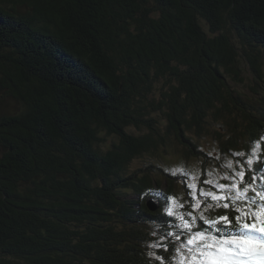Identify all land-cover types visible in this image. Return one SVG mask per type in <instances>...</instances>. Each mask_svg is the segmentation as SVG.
Masks as SVG:
<instances>
[{
  "label": "trees",
  "instance_id": "trees-1",
  "mask_svg": "<svg viewBox=\"0 0 264 264\" xmlns=\"http://www.w3.org/2000/svg\"><path fill=\"white\" fill-rule=\"evenodd\" d=\"M261 137L264 0H0V264H158L192 210L164 159Z\"/></svg>",
  "mask_w": 264,
  "mask_h": 264
},
{
  "label": "snow or ice",
  "instance_id": "snow-or-ice-1",
  "mask_svg": "<svg viewBox=\"0 0 264 264\" xmlns=\"http://www.w3.org/2000/svg\"><path fill=\"white\" fill-rule=\"evenodd\" d=\"M264 137L257 140L249 151L232 152L236 159L227 160L221 167L228 169L220 179L228 183H214L203 179L196 186L195 175L185 177L190 183L191 209L174 212L165 205L167 217H174L170 225L175 231H165L159 241L153 242L148 256L158 264H264ZM215 190H212V189ZM149 196H161L149 192ZM166 200H175L166 197ZM204 208H223L224 213L214 217L205 215ZM200 209L199 216L194 211ZM206 226V227H205ZM175 241V243H174ZM166 253V255H165Z\"/></svg>",
  "mask_w": 264,
  "mask_h": 264
},
{
  "label": "rangeland",
  "instance_id": "rangeland-1",
  "mask_svg": "<svg viewBox=\"0 0 264 264\" xmlns=\"http://www.w3.org/2000/svg\"><path fill=\"white\" fill-rule=\"evenodd\" d=\"M237 88L241 91L247 92L248 89L244 85H239ZM199 144L201 148L208 153L209 155L219 158V146L218 143H216L212 138L207 137L205 139L199 140ZM231 160V159H230ZM144 160H137L135 161L133 168H138L143 165ZM167 167V169H172L175 172H183L182 170L186 169L189 171V177L192 175H195L197 177L196 179V186L204 187L205 185L201 184V176L203 174V170L201 169L202 164L198 160H190L188 162L183 163L181 157L178 156L177 153H172L171 155L167 156L164 159V162L161 163V166ZM215 168V167H214ZM210 169L208 168L204 179H212L214 183H228V181H225L223 179H220V177L227 171L225 169ZM191 181H188L190 183ZM202 205V204H201Z\"/></svg>",
  "mask_w": 264,
  "mask_h": 264
},
{
  "label": "water",
  "instance_id": "water-1",
  "mask_svg": "<svg viewBox=\"0 0 264 264\" xmlns=\"http://www.w3.org/2000/svg\"><path fill=\"white\" fill-rule=\"evenodd\" d=\"M151 207V209H153V207L152 206H150Z\"/></svg>",
  "mask_w": 264,
  "mask_h": 264
}]
</instances>
